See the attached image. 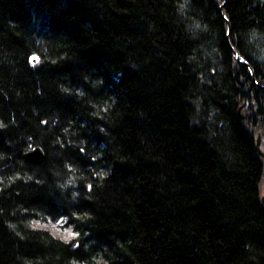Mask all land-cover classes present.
Masks as SVG:
<instances>
[{
  "label": "trees",
  "instance_id": "trees-1",
  "mask_svg": "<svg viewBox=\"0 0 264 264\" xmlns=\"http://www.w3.org/2000/svg\"><path fill=\"white\" fill-rule=\"evenodd\" d=\"M258 84L264 0H0V264H264Z\"/></svg>",
  "mask_w": 264,
  "mask_h": 264
},
{
  "label": "rangeland",
  "instance_id": "rangeland-1",
  "mask_svg": "<svg viewBox=\"0 0 264 264\" xmlns=\"http://www.w3.org/2000/svg\"><path fill=\"white\" fill-rule=\"evenodd\" d=\"M260 190L264 191V177L260 183ZM31 226L47 229L53 236L64 241L71 239L74 235L68 226L62 224V220H57L54 222L32 221Z\"/></svg>",
  "mask_w": 264,
  "mask_h": 264
},
{
  "label": "water",
  "instance_id": "water-1",
  "mask_svg": "<svg viewBox=\"0 0 264 264\" xmlns=\"http://www.w3.org/2000/svg\"><path fill=\"white\" fill-rule=\"evenodd\" d=\"M222 1H224V0H222ZM221 5H222V4H220V5L218 6L219 9H220ZM227 34H228V30H227L226 36H227ZM231 50H232V53H233L234 58H235L237 61H239V62L245 64V61L240 60V59L237 58V56H236L234 50L232 49V47H231ZM250 73H251V75H252V72H251V71H250ZM258 86L264 88V85H259V84H258ZM263 108H264V107H263ZM238 114H239L240 117L243 116V114L240 113L239 111H238ZM259 140H260L259 133H256V135H255V144H254V146H255V149H256L258 155L262 156L263 153H262L261 150L259 149ZM24 156H25L28 160L35 161V162H39V161L42 159V151H41V149H40L39 147L36 146V147L31 148V149L28 150L27 152H25ZM258 197H259V201H260L261 204L264 206V191H263V190H260V191H259V196H258Z\"/></svg>",
  "mask_w": 264,
  "mask_h": 264
},
{
  "label": "flooded vegetation",
  "instance_id": "flooded-vegetation-1",
  "mask_svg": "<svg viewBox=\"0 0 264 264\" xmlns=\"http://www.w3.org/2000/svg\"><path fill=\"white\" fill-rule=\"evenodd\" d=\"M262 85H264V84H262ZM263 110H264V108H263ZM260 128H261V130H262V132H263V134L260 132V131H258L257 133H259V137H260V140H259V149L261 150V152L263 153V155L262 156H260V158H261V162H262V174H263V177H264V123H260Z\"/></svg>",
  "mask_w": 264,
  "mask_h": 264
},
{
  "label": "snow or ice",
  "instance_id": "snow-or-ice-1",
  "mask_svg": "<svg viewBox=\"0 0 264 264\" xmlns=\"http://www.w3.org/2000/svg\"><path fill=\"white\" fill-rule=\"evenodd\" d=\"M33 60H35V57H33Z\"/></svg>",
  "mask_w": 264,
  "mask_h": 264
}]
</instances>
